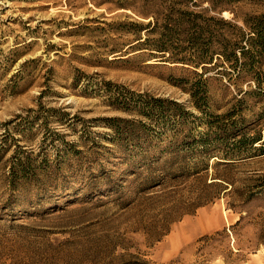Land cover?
I'll use <instances>...</instances> for the list:
<instances>
[{
	"label": "rangeland",
	"instance_id": "rangeland-1",
	"mask_svg": "<svg viewBox=\"0 0 264 264\" xmlns=\"http://www.w3.org/2000/svg\"><path fill=\"white\" fill-rule=\"evenodd\" d=\"M174 9L264 0H0V264H264V94L156 51Z\"/></svg>",
	"mask_w": 264,
	"mask_h": 264
},
{
	"label": "trees",
	"instance_id": "trees-1",
	"mask_svg": "<svg viewBox=\"0 0 264 264\" xmlns=\"http://www.w3.org/2000/svg\"><path fill=\"white\" fill-rule=\"evenodd\" d=\"M161 19L163 23L159 25V21L156 19V23L150 32H158L159 38L156 42L158 44L156 51L163 53V57L169 53L168 48L173 50L179 48V44H177V47H172L174 39L180 41L183 38V40H188L191 44L190 47L192 48L190 49L199 53V60L196 66L211 65L214 63V57L218 55V61L225 65L228 63L232 71L237 72V77L244 73L252 74L256 87L261 94H264V76L257 72L260 59L264 54V14L245 19L244 26L247 30L240 29L233 37L215 34L203 14L174 9L165 17H161ZM210 20L223 25V27L231 26V22L219 21L215 20V18ZM214 44L220 46L218 53L212 51ZM211 52V56L209 57L208 55L207 57V54ZM174 60L173 62L176 63L186 62L185 59ZM208 68L203 66L204 73L208 71ZM203 75V73L199 74V77H203ZM201 92H206L205 87ZM158 102L160 101H155L154 103L156 104L154 105L151 103H145L144 105L152 111L157 108L160 109L159 105H157ZM124 123L128 122L125 121Z\"/></svg>",
	"mask_w": 264,
	"mask_h": 264
}]
</instances>
